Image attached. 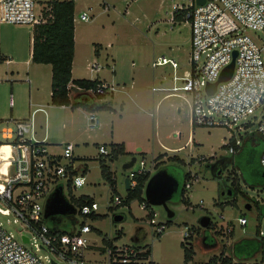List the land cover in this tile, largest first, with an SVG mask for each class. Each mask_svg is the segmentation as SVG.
<instances>
[{
    "label": "rangeland",
    "instance_id": "374dc122",
    "mask_svg": "<svg viewBox=\"0 0 264 264\" xmlns=\"http://www.w3.org/2000/svg\"><path fill=\"white\" fill-rule=\"evenodd\" d=\"M49 1L53 0H35L38 8ZM72 1L75 24L73 76L95 78L100 74L105 77L120 92L112 104L123 113L120 116L110 110L98 111L100 126L94 128L87 114L81 111L69 114L64 109L45 106L49 140H72L75 144L72 161L75 166L88 168L87 183L72 192L66 187L64 194L67 197L89 195L99 204L95 214L101 217L82 218L93 228L87 234L92 248L86 252V257L104 261L106 255L100 249L110 242L120 246L150 247L152 258L159 264H183L186 249L191 250L190 261L194 264L218 262L222 254L233 256L235 242L246 237L255 238L259 229L264 230V183L254 184V178L245 181L242 176L245 173V146L255 144L260 150L264 139L257 132L252 137L243 131L234 132L222 127L194 126L191 124L190 98L168 95L171 92L163 89L174 84L175 74L183 75L189 69L190 25L183 17L184 13L174 22L172 18L176 11L174 6L187 5L190 0ZM83 11L92 16L90 20L80 19ZM33 33L32 25L0 23L1 52L14 61L9 65L0 64V118L11 116V93L16 104L12 115L18 118L29 115L16 114L19 105L24 111L29 110L27 76L32 79L33 88L39 87L38 98L51 103V65L27 61ZM163 55L175 59L180 67L175 71L170 64L153 66V62ZM96 63L102 67L100 72L92 68ZM171 114L176 115L172 117ZM36 120L38 124L44 123L45 114L38 113ZM256 125L252 130H256ZM39 133L41 137L43 131ZM234 134L242 143L231 153L224 145L229 144ZM189 137L191 141H188ZM111 141H124L127 149V154L118 159H107L115 178L113 187L102 175L100 156L103 155L99 153V144ZM230 144H234V140ZM179 146L183 148L179 149ZM5 150L8 152L9 148ZM174 155L184 163L169 159ZM132 156L137 157L136 163L129 169L124 168ZM142 159L152 174L162 168L168 169L180 180L181 187L185 173L192 174L193 183L185 192L187 201L179 200L178 191L169 202L175 211L173 218L168 217L162 205L150 204L146 208L137 199L127 202L125 180L132 171L140 168ZM258 160L259 157L255 163L264 170ZM221 162L224 167L215 168ZM218 170H222L221 174ZM232 181H235L234 185ZM60 183L66 185L63 179ZM233 186H239L240 190L228 195V189ZM116 195L122 199L120 204H115ZM247 204L250 205L248 209ZM151 212L155 213L157 223L166 225L161 234L156 225L151 224ZM117 215L123 218L116 221ZM241 215L248 218L246 226L237 221ZM205 216L211 218L207 228L201 226ZM9 218L11 221L7 222V217H0L8 230L23 231L20 223L13 222V216ZM67 223V220L62 222ZM187 228H190L191 236L185 238ZM228 228H232L233 236ZM260 256L257 254L252 258ZM61 264L68 263L61 261Z\"/></svg>",
    "mask_w": 264,
    "mask_h": 264
},
{
    "label": "built area",
    "instance_id": "2783aa9c",
    "mask_svg": "<svg viewBox=\"0 0 264 264\" xmlns=\"http://www.w3.org/2000/svg\"><path fill=\"white\" fill-rule=\"evenodd\" d=\"M50 2L38 8L35 0H0V23L33 27L45 23L51 17ZM174 7L175 12L184 13L191 29L189 69L183 75L175 74L174 84L163 89L171 92L168 95L190 98L191 124L194 126L222 127L249 135L257 132L264 138V0H205L203 4L190 0L187 5L176 4ZM91 17L87 11L80 14L83 21ZM172 21H175L174 15ZM233 60L231 77L220 81L216 90L208 93L207 85L218 81ZM167 64L175 71L180 67L175 59L165 55L153 62V66ZM92 68L99 70L101 66L97 63ZM105 88L106 85L99 84L96 91L86 92L89 96L95 95V92L103 93ZM10 105H13L12 94ZM87 117L89 123L94 124L91 126H100L97 111H89ZM232 138L234 144L228 147L234 153L242 140L235 134ZM60 146V153L51 152L46 137L38 136L34 114L28 118H0V217H7L10 222L9 216H13V222L23 227V231L16 233L8 230L0 220V264H51L52 259L60 264L61 261L68 264H159L148 248L114 243L100 249L106 255L104 261L89 260L86 252L92 245L87 234L93 228L82 218L99 209L94 199L76 206L70 198L77 196L65 195L77 208L71 231L62 233L48 225L44 213L51 193L59 186L63 187V192L66 187L72 192L87 183L83 167L75 169L73 165L75 144L66 142ZM3 147H8L9 151ZM99 153L107 155L109 149L101 145ZM260 163L264 167V151ZM145 165L144 159L140 160V168L130 173V187L137 185V174L148 170ZM74 170L77 174L71 177ZM62 179L65 186L60 183ZM192 183L191 174L186 186L190 187ZM114 201L120 204L122 199L116 195ZM237 221L241 226L248 224L246 215H241ZM151 224L156 225L158 233L166 229V225L157 223L155 218L151 219ZM227 230L231 232L232 228ZM189 233L190 228H187L185 238L191 236ZM23 236L29 241L25 242ZM257 236L264 238V230L259 229ZM227 256L222 254L218 262L207 264H264V254L225 262L223 259ZM183 264L194 263L185 261Z\"/></svg>",
    "mask_w": 264,
    "mask_h": 264
},
{
    "label": "trees",
    "instance_id": "16d2710c",
    "mask_svg": "<svg viewBox=\"0 0 264 264\" xmlns=\"http://www.w3.org/2000/svg\"><path fill=\"white\" fill-rule=\"evenodd\" d=\"M50 5L51 10L49 13L51 14V17H49L45 23L34 26L32 61L35 63L50 64L52 66L51 103L59 106H71L72 108L82 107L87 111L110 109V102L108 100H103L107 94V88L104 89L103 93L95 92V95L90 94V96L86 92L88 90H97L98 85L102 84L98 79L72 78V68L75 56L74 1L53 0L50 2ZM181 15L182 14L179 15L176 12L174 13L175 18H179ZM73 89L78 90V97H71ZM252 135H254V133L251 134V136ZM232 140L233 138L230 139L229 144H225L224 146H229ZM108 147L109 153L100 157V166L103 177L109 181L110 185L113 187L115 184V178L112 176L110 166L106 163L107 159H118L120 156L127 154V150L123 142H111L108 144ZM239 147L240 146H237L236 149ZM244 150L246 152V162L245 173H242L243 179L249 181L250 178H254L256 181L254 184H259L260 182L264 183V170L260 168L258 162V165L255 163L258 157V161H260L264 151V144L260 150L256 148L255 144L252 146H245ZM162 157L163 156L160 158L158 157V160L162 159ZM169 159L178 164L184 163V161L177 155L170 156ZM70 174L72 177L77 174V171L74 170ZM151 175L152 173L150 170H147L135 176L137 179V185L127 189L128 203L137 199L141 204H145L146 208H149L150 204L146 201L144 190ZM190 175L191 173L189 171L185 173L184 185L179 188V200L181 201H187L185 198V192ZM71 179L72 178L69 180V185H71ZM232 184L234 185L235 181H232ZM231 190L232 193H237L240 188L239 186H233L231 187ZM70 200L76 206H81L92 202L93 198L89 195H81L78 198L72 197ZM90 216L94 217V219L101 217L100 214L95 213ZM149 216L150 219H153L154 213L151 212ZM48 225L51 227L54 226L53 229H58L62 233L71 231L70 222L67 224H60L56 221L53 225L50 223H48ZM230 235H234L233 230L230 232ZM148 252L152 254V249L150 247L148 248ZM233 254V256L229 255L223 260L225 262H232L234 258L245 260L250 259L257 254H261L262 256L264 254V238H259L258 236L255 238L246 237L235 242ZM191 258V250L186 249L185 261L188 262Z\"/></svg>",
    "mask_w": 264,
    "mask_h": 264
},
{
    "label": "water",
    "instance_id": "95a60500",
    "mask_svg": "<svg viewBox=\"0 0 264 264\" xmlns=\"http://www.w3.org/2000/svg\"><path fill=\"white\" fill-rule=\"evenodd\" d=\"M198 4H203L205 0H196ZM236 55V53H235ZM234 60L222 71L221 76L218 81L214 83H209L207 85L208 93H213L216 90V86L220 81L228 80L234 70ZM137 161L136 156H132L131 159L124 164V168L129 169L134 166ZM214 165H212L213 167ZM222 170H218V174H221ZM126 188H130V180L127 177L126 180ZM180 182L178 178L172 174L167 169H159L155 173H153L148 179L145 185V198L149 204L152 205H162L167 212L169 218H173L175 216V211L170 207L169 202L173 199L174 195L179 191ZM228 195L232 194V190L228 189ZM225 194V191H223ZM246 208H250V205L247 204ZM77 208L75 205L70 202L63 192V187H57L51 195L48 197L46 206H45V219L48 223L53 225L56 221L61 222L62 220H67L71 224H73L72 217L76 213ZM123 217L121 215L115 216V220L119 221ZM58 219V220H57ZM211 223V218L209 216H205L201 220V226L207 228ZM54 227V226H53ZM23 240L28 242L29 239L27 236H23ZM51 264H60L56 262L54 259L51 260Z\"/></svg>",
    "mask_w": 264,
    "mask_h": 264
},
{
    "label": "crops",
    "instance_id": "0c3cea01",
    "mask_svg": "<svg viewBox=\"0 0 264 264\" xmlns=\"http://www.w3.org/2000/svg\"><path fill=\"white\" fill-rule=\"evenodd\" d=\"M32 51H33V36L31 38L30 57L27 60L28 62L30 61L29 62L30 64L35 63V62L32 61ZM98 53L100 54L99 51H98ZM11 63H14V61H12V58H10V59L7 58L6 54L2 53L1 49H0V64L9 65ZM37 64H40V63H37ZM41 64H43V63H41ZM51 68H52V66H51ZM101 69H102V67L99 70H97V71L100 72ZM90 70L92 71V69H90ZM73 72H74V65H73V68H72V78L73 79H77V78H75L73 76ZM87 79H92V80L93 79H98L102 84L107 86V94H106L105 98L103 99V100H108L110 102V106L111 107H110V109H107V110L112 111L114 114L118 113V114H120V116H122L123 113H121V112L119 113V111L117 109H115L113 107V104H112V103L115 102V99H117L116 97L119 96L120 92H118L114 86H111L110 83L108 82V80L105 77L102 78L100 76V74H98V76L95 77V78L91 77V78H87ZM26 80H27V82L29 83V86H30L29 87V110L28 111H26V110L24 111L22 105H19L16 114H29L28 116L19 117V118H28V117L32 116V114H34V119H35V122H36V124L38 126V136L40 137V133L39 132H40V130H42L43 133H42V136L40 138H45L46 137L47 141L50 143V150H51L52 153H60L61 149L58 147V145L60 146L61 144L66 143V142H72L73 143V141L72 140H68V141H60V142H51L49 140V137H48V115H47L48 112H47L45 106H47L49 108L64 109L69 114H72L75 111H81V112H83L85 114H89V111H87L86 109H84L82 107L72 108L71 106H65V105L59 106V105H54L52 103H44L43 101H41L38 98V95H37V93H39V87H36V88L32 87V79L29 76H27ZM133 82L134 81H132V83ZM51 93H52V78H51V90L49 91L50 100H51ZM11 94L13 95V93H11ZM71 97L72 98L73 97H78V90H74L73 89L72 92H71ZM159 103H160V101L157 103V106L159 105ZM9 105H10V101H9ZM15 105L16 104H15L14 95H13V105L12 106L10 105L11 110H12L11 111V116L12 117H14L12 114H14L13 110H14V106ZM38 108L42 109V110H37ZM123 110H124V105L122 104L121 105V111H123ZM99 111H104V110H99ZM40 112L45 114V120H44V123L38 124L37 120H36V115L38 113H40ZM171 115H172V117H174L176 114H171ZM14 118H18V117H14ZM70 136L72 137V135H70ZM188 141H191V137H189ZM111 142H119V141H111ZM111 142H109V143L104 142V143H101L99 145L100 146L101 145H105L109 149L108 144H110ZM122 142L125 144V147H126V143L124 141H122ZM178 148L181 149V148H183V146H179ZM100 157H102V156H100ZM73 165H74V167H76L75 169H80V168L83 167V169H84L83 171L86 172V174H87V171H88L87 166H81V165L80 166H75L74 162H73ZM110 243H112V242H110Z\"/></svg>",
    "mask_w": 264,
    "mask_h": 264
},
{
    "label": "flooded vegetation",
    "instance_id": "af4514ba",
    "mask_svg": "<svg viewBox=\"0 0 264 264\" xmlns=\"http://www.w3.org/2000/svg\"><path fill=\"white\" fill-rule=\"evenodd\" d=\"M223 167H224V163H223V162L218 163V164L215 166V168H217V169H221V168H223Z\"/></svg>",
    "mask_w": 264,
    "mask_h": 264
},
{
    "label": "bare ground",
    "instance_id": "6f19581e",
    "mask_svg": "<svg viewBox=\"0 0 264 264\" xmlns=\"http://www.w3.org/2000/svg\"><path fill=\"white\" fill-rule=\"evenodd\" d=\"M3 148L8 149V147H3Z\"/></svg>",
    "mask_w": 264,
    "mask_h": 264
}]
</instances>
